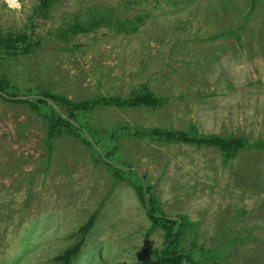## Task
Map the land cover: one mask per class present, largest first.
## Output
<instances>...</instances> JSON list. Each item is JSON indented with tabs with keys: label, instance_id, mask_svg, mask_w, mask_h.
<instances>
[{
	"label": "rangeland",
	"instance_id": "rangeland-1",
	"mask_svg": "<svg viewBox=\"0 0 264 264\" xmlns=\"http://www.w3.org/2000/svg\"><path fill=\"white\" fill-rule=\"evenodd\" d=\"M38 3L0 0V33L34 44L0 52L2 86L72 102L146 88L159 103L93 107L82 134L60 132L49 152L47 107L0 93V264H60L95 211L71 264L159 263L164 231L106 151L145 175L162 213L185 217L181 249L204 264H264V150L226 161L215 147L110 136L194 127L263 139L264 0H59L45 16Z\"/></svg>",
	"mask_w": 264,
	"mask_h": 264
},
{
	"label": "trees",
	"instance_id": "trees-1",
	"mask_svg": "<svg viewBox=\"0 0 264 264\" xmlns=\"http://www.w3.org/2000/svg\"><path fill=\"white\" fill-rule=\"evenodd\" d=\"M59 0H39L37 11L45 16L53 3ZM34 44L29 40V36L22 33L18 36L2 35L0 33V52L7 55L25 54L32 50ZM0 93L15 99L17 102H29L34 107H47L46 116L49 124L47 129V144L51 151V140L62 131H71L75 134H82L83 121L82 113L93 107H137L143 105L155 106L159 103L152 91L143 88L133 94L122 97L119 95L97 96L90 100L72 102L64 96L53 94H40L32 98L22 99L27 94H20L18 91H10L0 84ZM43 95V96H42ZM121 131L132 136L151 141L163 143L188 144L198 147H215L219 149L224 159L230 160L236 156L238 151L243 149L255 148L264 150V138L250 141L244 135L221 136L219 134L202 135L196 132L194 127L188 130L174 128H128L114 127L110 133L114 137ZM85 139V138H84ZM104 152V151H103ZM100 154V153H98ZM101 155V154H100ZM105 162L115 168V174H128L134 177L133 185L136 192L144 204L146 214L154 227H159L164 231V239L157 248L156 254L159 258L158 264H204L194 251L181 249V241L185 233L188 222L183 216L171 217L159 210L158 202L152 187L149 185L145 175L135 169H122V165L111 161L112 152L106 151L101 155ZM97 212L90 215L88 220L79 228L81 238L75 244L66 247L60 254L55 256V260L60 264H71L77 256L80 246L83 243L84 235L94 224ZM117 264H149L142 262H119Z\"/></svg>",
	"mask_w": 264,
	"mask_h": 264
}]
</instances>
